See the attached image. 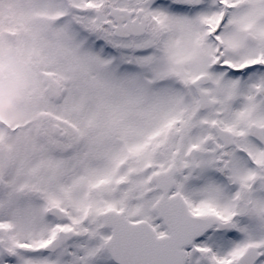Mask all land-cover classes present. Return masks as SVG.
Returning a JSON list of instances; mask_svg holds the SVG:
<instances>
[{
	"label": "snow or ice",
	"instance_id": "obj_1",
	"mask_svg": "<svg viewBox=\"0 0 264 264\" xmlns=\"http://www.w3.org/2000/svg\"><path fill=\"white\" fill-rule=\"evenodd\" d=\"M0 264H264V0H0Z\"/></svg>",
	"mask_w": 264,
	"mask_h": 264
}]
</instances>
